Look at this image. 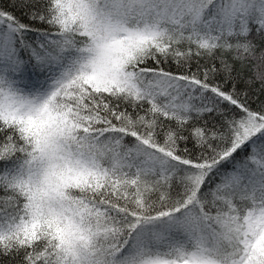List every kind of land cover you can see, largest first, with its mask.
<instances>
[{"label": "snow or ice", "instance_id": "snow-or-ice-1", "mask_svg": "<svg viewBox=\"0 0 264 264\" xmlns=\"http://www.w3.org/2000/svg\"><path fill=\"white\" fill-rule=\"evenodd\" d=\"M0 264H264V0H0Z\"/></svg>", "mask_w": 264, "mask_h": 264}, {"label": "trees", "instance_id": "trees-1", "mask_svg": "<svg viewBox=\"0 0 264 264\" xmlns=\"http://www.w3.org/2000/svg\"><path fill=\"white\" fill-rule=\"evenodd\" d=\"M3 2L6 4L7 3V0H3Z\"/></svg>", "mask_w": 264, "mask_h": 264}]
</instances>
